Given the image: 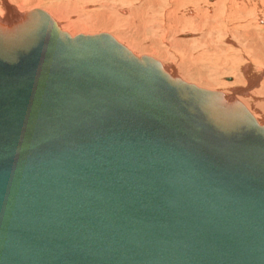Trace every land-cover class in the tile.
<instances>
[{"label": "water", "instance_id": "water-1", "mask_svg": "<svg viewBox=\"0 0 264 264\" xmlns=\"http://www.w3.org/2000/svg\"><path fill=\"white\" fill-rule=\"evenodd\" d=\"M63 40L56 47L59 51L52 52L75 48L68 64L78 67L65 75L66 81L57 80L50 85L58 99L51 106L54 116H45V125L30 132L19 122L8 126L14 122V112L0 121V126L3 125L0 154L4 155L0 157V264H264V156H258L261 153L256 144L249 147L250 153L233 156L207 150L202 143L191 140L192 155L198 154L207 164L214 161L221 167L232 165L246 171L245 183L249 188L231 211L243 213H237L236 220L229 223L227 213L231 206L223 204L215 210L205 209L200 213L202 224H192L190 230L174 227L175 239L167 238V231L161 240L156 235L159 245L147 255L140 251L144 203L142 198L135 197L132 181L121 178L110 183L111 189L104 193L103 181H96L90 175L107 163L112 157L110 153H99L86 166L81 163L79 177L76 174L66 177L55 169L49 170L50 165L36 161L41 154L78 141L111 137L116 142L121 133L126 138L130 132L140 131L170 144L174 140L168 139L182 134L189 137L186 112L183 110L179 115L176 111L178 105L182 106L178 89L163 86L159 90L160 77L152 76L149 68L136 60L119 59L118 63L110 57L120 47L108 36L99 37L98 43L94 39ZM40 42L26 51L20 49V44L16 45L14 54L18 59L12 56L13 63L21 64L26 59L31 62L35 56L32 50L48 46ZM102 53H108L109 57L99 60L96 56ZM65 62L62 59L59 64ZM48 64L59 66L51 60ZM133 140L144 142L136 137ZM124 141L120 139L125 145ZM133 144L128 145L132 150ZM19 145L26 147L13 151ZM197 165L200 167V163ZM139 166L144 167L141 161ZM200 169L204 170V166ZM111 173L106 168L102 175ZM226 182L223 176L222 183ZM112 188L121 195V201L112 199ZM255 199L259 201L257 208L247 209ZM137 201L140 202L138 214L134 209ZM163 243L169 248L167 252L162 249Z\"/></svg>", "mask_w": 264, "mask_h": 264}, {"label": "bare ground", "instance_id": "bare-ground-1", "mask_svg": "<svg viewBox=\"0 0 264 264\" xmlns=\"http://www.w3.org/2000/svg\"><path fill=\"white\" fill-rule=\"evenodd\" d=\"M19 1L25 2L26 0ZM29 1L37 2V5H43L40 0ZM218 4L219 0H215L211 5L207 6L212 10L217 8ZM260 4H263L262 1ZM13 5H15L13 0H6V2L0 0V10L3 13L0 15V121L14 112L12 114L14 122L9 123L8 126H14V124L19 122L20 125L24 124L23 128L27 132L41 129L45 125L43 118L46 120L45 116L50 114L54 116V110L51 106L56 105L58 101L54 97L50 85L57 80L64 79L66 81L67 77L65 75L74 70L75 67H78L75 64H68L71 59L69 56L74 55L75 48H69L60 53L52 51H59L56 47L60 44V41H64V38L72 40L80 39L81 41L94 39L98 43L97 39L99 37L108 36L120 47L121 51V53L120 51L114 53L115 55L113 56L109 55L110 57L114 58L118 63L119 59L123 60V62L129 59L136 60L141 63V66L149 68L151 70V73H149L152 76L156 75L160 77V80L157 82L159 90L163 86H167L168 88H176L178 89L177 91H180L182 106L178 105L180 109L176 107V111L181 115V112L185 110V121L189 125L186 129V134L189 137L182 134L181 137L168 139L174 140L172 144L168 141H162L161 138H156L155 136L140 134V131L130 132V136L126 138H124L125 134L121 133V137L118 136L119 139L117 138L116 142L111 137H108L107 139L100 138L97 141L95 139L78 141L65 148H54L49 153L41 154L35 158L38 163L40 162L39 164L50 165L49 170L55 169L59 174L66 177L74 176V174L79 177L82 172L81 163H84L86 166L99 153H110L112 157L107 159V163L93 170L90 175L96 181H103L102 191L104 193L111 189L110 183H116L121 178L127 182L132 181L135 197L142 198L144 203V229L140 251H143L145 255L150 251H155L159 245L155 241L156 235L161 240V236H165V232L167 231V238L171 236L175 239L172 232V230L174 231V227H181V230H186L185 228L190 230L196 224H202L203 221L200 219V213L205 209L215 210L223 204L231 206L227 213V220H230L229 223H233L236 220L234 216L237 213L238 215L243 213L242 211H239L240 213L238 211L231 213V211L234 210V205H236L238 199L245 195L243 191L249 188L245 183L246 171L232 165H222L223 167H221L220 165H216L218 163L214 161L207 164L205 159H201L198 154L192 155L191 145H194V142L191 143V140L202 143V147L207 150L221 151L225 155L233 156L250 153L249 147L256 144V147H260L257 148L261 153L258 156H264V108H262L264 105V79L259 84V89L253 90L250 93L251 100H245L244 97L247 95L248 90L257 86L256 84L254 85L256 78L251 74L252 71H250L251 66L249 63L243 67L240 65V70H237L235 66L229 67V70L224 71L223 69L216 70V68L214 70L209 66L206 68L204 66L198 67L197 62L203 61L202 57H200L202 55L200 51L196 54L192 52V55L185 57V59L179 57L178 54L190 51L192 48L202 47V45L208 46V43L203 39L204 31L200 30L198 24L195 27L197 29V36L194 42L192 40L193 43L189 39H180L181 41L178 39V41L177 37L176 39L173 38L172 42L177 44V52L179 53L176 56L169 57L163 51L159 55L155 53L156 50H150L148 48L150 44L142 43L143 40L136 41L134 38H127L128 35H118L117 33V35H114L107 31L96 30V27L95 30L92 27L89 29L87 28L89 27L88 25L87 27L81 25L82 27L76 28L75 25L79 21H70V16L65 11H56L57 9L54 8L44 9L39 6L37 7L35 4V11L27 10L26 12L19 10L17 6L14 7ZM24 13L28 15L26 16ZM261 17L256 18V21L242 22L243 24L241 25L240 23H231L230 26H227V24H223V21H220L219 23L223 28L220 30L219 37L221 41L225 40V44L228 43V45H222L220 44L221 42L218 43L216 47L220 50L215 49L216 53L221 54L222 52L223 54V51H226V49L233 50V48H240L237 49L239 51L237 55H242L241 53L245 49H248V46L246 47V45L242 44L243 35L261 34V30L264 29V19H261ZM259 21L263 25L258 23ZM251 25L252 28H250ZM73 27L75 28L74 30L72 29ZM240 28L243 30L241 34L242 38L235 32L239 31ZM255 28L258 32H255ZM216 30L218 31V29ZM247 32L249 34H246ZM126 33L127 30L125 31ZM38 42L48 46L32 50L35 56L31 62L26 59V61L22 60L21 64L13 63L11 57L16 58L14 54L17 49L16 45L20 44V49L22 48L26 51L27 48ZM85 50L82 52L87 53ZM251 50L253 57L251 60L253 59L254 64H260L263 67L262 71H264V52H260L259 57L254 53L255 47L251 48ZM245 51L244 54H251L248 50V53ZM214 54L215 52L213 51ZM116 55L121 58L117 59ZM237 55L232 57L222 56L218 59L220 61L223 59L224 61L222 62L225 63L227 61L230 63L231 60L233 63L234 60H237ZM109 56L108 53H102V55L96 57L99 60H103ZM175 57H179V60H177L178 64H175ZM62 59L66 60L65 64H59V61H62ZM49 60L59 66L56 67L54 64H48ZM239 60L242 61L238 58L237 61L239 62ZM183 64H186L189 68L191 66V69H188L182 75L181 66ZM226 68L228 69V67ZM262 73L264 74V72ZM219 77L225 78L220 80L221 78ZM214 82H217L219 85L214 84ZM238 84L246 85V87L243 89L235 87ZM153 85L156 86L155 83ZM194 106H196V110ZM29 117L31 120H29ZM108 117L115 118L117 115H109ZM27 122L28 125L25 124ZM100 126L103 127V125ZM243 127L248 128L240 131ZM2 128L3 125L0 126V129ZM139 135L142 136L139 137ZM134 137L141 138L144 142L140 140L136 142L133 140ZM63 138V140H69L66 137ZM188 138L191 139L188 140ZM120 139L125 140L126 144H121ZM131 142H136L137 144ZM185 143L190 144L185 145ZM131 144H133L134 150L128 146ZM18 147H26V145L12 148L14 149L13 151H16ZM137 152L139 154H136ZM3 156V154H0V157ZM140 161L144 165L142 168L139 166ZM197 163H200V167L204 166L205 171L210 168L209 171L205 173L204 170L198 167ZM37 167H39L38 164ZM106 168L112 170L109 176L102 175ZM221 174L226 178V183H222L223 176H219ZM62 181L67 184V181L64 179ZM232 183L235 184L231 185ZM137 185L139 192H137ZM113 192L114 188H112ZM113 194L112 199L121 201L119 199L121 195L118 192H114ZM139 201H137L138 204L134 208L136 214L139 212ZM258 202V199L253 200L252 206H248L247 209H256ZM178 223H181V225ZM175 244L177 242L172 245ZM172 245H169V247ZM162 249L165 252L169 250L166 243L162 244ZM179 255L185 256L182 253H179Z\"/></svg>", "mask_w": 264, "mask_h": 264}, {"label": "rangeland", "instance_id": "rangeland-1", "mask_svg": "<svg viewBox=\"0 0 264 264\" xmlns=\"http://www.w3.org/2000/svg\"><path fill=\"white\" fill-rule=\"evenodd\" d=\"M4 1L6 2V0ZM40 1L43 5H37L36 1H35L36 3H34L32 1L30 2L29 0H26L25 2L27 3H25L19 0H13V3L15 4L13 6L14 7L17 6L19 10L26 11V12L27 10H30V11L34 10L35 9L34 7H36V5L37 7L39 6L40 8H44V9L54 8V9H57L56 11H61V12L65 11L68 14V16H70L69 18L70 21L72 22L79 21L78 24L75 25L76 28L77 27L80 28L81 25L82 26L84 25L85 27H87L88 25L89 27L87 28L89 29H91L90 27H92V29L94 30L97 28L96 30L99 29V31L100 30L107 31L114 35H117V34L118 35H128L127 38H134L136 39V41L143 40L142 43L150 44L148 46L150 50L152 49L156 50L155 53L159 55H161V51H163L169 57L176 56L179 53L177 52L178 50L177 44L172 42L173 38L176 39L177 37V40L178 39L179 40L189 39L191 42L192 40L194 42L197 36L196 34L197 29H195V27H197V24H198L200 30L202 32L204 31L203 39H205V42L208 43V46L205 45L206 46L205 47L204 45H202V47H196L195 49L192 48V50L190 51L178 54L179 57H181L182 59H185V57L192 55V52L193 54H196L197 52L199 53L200 51V53L202 52V55L200 57H202L203 61L197 62L198 67L204 66L206 68L209 66L210 68L214 70L216 68V70L223 69L224 71L229 70V67L232 68L235 66L237 70H240L241 67L249 63L251 66L250 71H252V73L251 72L250 73L253 75L254 78H256V83H254V85L256 84L257 86L255 88L248 90L247 95L244 97L245 100H249L251 98L250 93L253 90L259 89V84L264 79V74L262 73L264 72L262 71L263 67H261L260 64H254L253 59L251 60V58H253L251 48L253 49V47H255L254 53H256L255 55L259 57H260V52H264V29L261 30L262 31L261 34L256 33L254 35H250L249 32H247L246 34H249V35L247 36L243 35L244 37L241 35L243 31L242 28H240L239 31H235L236 33H238V35L241 38L243 37L242 44L246 45V47L248 46L247 47L248 49H245L246 51L245 50L244 51L246 53L251 52V54L249 55L244 54V51H243V53H241L242 55H239L240 56L239 57L237 55L239 52L237 49H240V48H233V50L226 49V51H223L224 52L223 54L222 52L221 54H218L216 53V50H215V49H218L216 45L220 42H221L220 44L222 45H228V43L225 44V40L224 41L220 40L221 38L219 37V34L223 26L219 22L223 21L224 22L223 24H227V26H230L231 23L232 24L240 23L241 25L243 23H247L250 21H256L257 20L256 18L264 15V0H227V1L219 0V4L217 5V8L212 9L213 11L207 5L209 4L211 5L215 0L214 1L212 0L211 1L209 0H198V1H195V0H40ZM261 1L263 4H260ZM208 9L210 13L208 12ZM25 14L26 16L28 15L27 13H24V15ZM193 15L195 16L194 18H193ZM261 19H264V16L261 17ZM62 23L64 24V22ZM258 23L262 24V22L260 21ZM219 26L221 27V29ZM121 28L123 29L120 30ZM250 28H252V25L250 26ZM72 29L74 30L75 28L73 27ZM216 29H218V31ZM123 30L125 31L127 30V33L125 34V31ZM255 32H258L257 29ZM211 37L213 38V41ZM151 41L153 44L151 43ZM155 42L156 44H154ZM206 49H207V52H206ZM194 50H197V51H194ZM213 51L215 52L214 55H213ZM234 51L236 52V54ZM236 55H237L236 59L238 60L239 58L243 62L240 60L239 62L237 60H234V61L232 60L233 61L232 63L230 60V63L228 61L225 63V62H222L224 61L223 59L222 61L218 59L222 56L232 57ZM179 57H175L176 59V60L174 59V61L176 62L175 64L179 63L177 61L179 60ZM244 58L245 60H243ZM240 65L241 67H239ZM226 67H228V69ZM188 69H191V66L189 68L186 64H183L181 66L182 75L185 74V72ZM259 71L261 72V74ZM256 72H257V75H256ZM219 78H221L220 80H222L225 77H219ZM215 83L217 84V82H214V84ZM235 87H238V88L240 87L243 89L246 87V85L238 84L237 86L235 85ZM262 108H264V105L262 106Z\"/></svg>", "mask_w": 264, "mask_h": 264}, {"label": "clouds", "instance_id": "clouds-1", "mask_svg": "<svg viewBox=\"0 0 264 264\" xmlns=\"http://www.w3.org/2000/svg\"><path fill=\"white\" fill-rule=\"evenodd\" d=\"M3 13H2V10H0V15H2Z\"/></svg>", "mask_w": 264, "mask_h": 264}]
</instances>
